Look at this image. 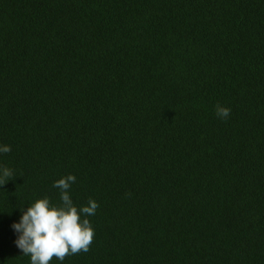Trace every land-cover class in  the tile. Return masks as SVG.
Segmentation results:
<instances>
[{"label":"trees","instance_id":"1","mask_svg":"<svg viewBox=\"0 0 264 264\" xmlns=\"http://www.w3.org/2000/svg\"><path fill=\"white\" fill-rule=\"evenodd\" d=\"M0 145V264L68 175L94 239L50 264H264V0H0Z\"/></svg>","mask_w":264,"mask_h":264},{"label":"clouds","instance_id":"2","mask_svg":"<svg viewBox=\"0 0 264 264\" xmlns=\"http://www.w3.org/2000/svg\"><path fill=\"white\" fill-rule=\"evenodd\" d=\"M216 112L226 119L231 110L218 104ZM10 151L9 145H0V153ZM12 179L11 169L0 168V186ZM75 181L74 175H68L54 183L53 187L60 189L61 205L51 204L48 198L38 199L23 213L20 222L13 225L20 233L17 247L30 256L31 264H50L53 258L63 261L68 255L89 251L94 229L89 219L81 220V213L85 217L95 215L99 204L90 198L86 206L78 209L68 192Z\"/></svg>","mask_w":264,"mask_h":264}]
</instances>
